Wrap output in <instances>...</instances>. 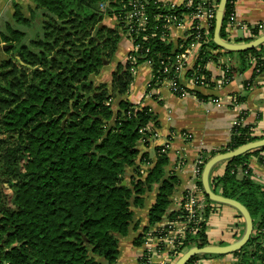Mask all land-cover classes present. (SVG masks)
<instances>
[{"label":"trees","instance_id":"trees-1","mask_svg":"<svg viewBox=\"0 0 264 264\" xmlns=\"http://www.w3.org/2000/svg\"><path fill=\"white\" fill-rule=\"evenodd\" d=\"M28 1L26 8L22 0H12L0 10L6 16L0 18V132L14 139L0 167L7 170L0 172V264H114L119 238L128 234L132 223V208L142 207L144 195L156 185L147 213L148 225H155L164 218L177 185L176 177L165 172L168 158L163 147L154 148L155 161L144 177L136 165L138 159L140 164L151 162L141 148L148 146L154 135L150 124L156 123L148 107L126 98L133 71L149 63L147 91L175 77L172 65L189 39L173 44L167 20L173 18L179 25L201 0H191L190 5L142 0V25L126 22L133 0ZM232 9L228 0L220 30L226 41ZM112 17L115 26H107L104 18ZM208 24L207 32L190 31L201 36V45L184 77L194 78L196 86H215L208 62L218 63L227 83L252 64L255 75L264 71V44L247 51H224L212 41L214 16ZM252 30L251 38L235 42L261 35L257 26ZM123 36L133 44L127 61L115 66L108 87H92V78L112 62ZM11 53L19 54L25 67L12 66ZM221 56L228 62H221ZM179 88L188 93L180 81ZM261 138L252 135L250 126L238 123L225 147L199 157L201 170L212 156ZM263 151L261 147L228 159L222 175L209 177L213 192L242 204L252 219L249 240L232 254L235 264H264V185L245 170L248 156ZM129 168L131 175L125 181ZM239 170L246 173L239 177ZM197 184L201 188V182ZM184 216L180 209L166 218L175 221ZM196 226L195 233L179 240V252L208 245L203 218ZM142 242L137 237L134 245ZM213 256H194L186 264ZM148 258L144 252L137 264H153Z\"/></svg>","mask_w":264,"mask_h":264},{"label":"crops","instance_id":"crops-1","mask_svg":"<svg viewBox=\"0 0 264 264\" xmlns=\"http://www.w3.org/2000/svg\"><path fill=\"white\" fill-rule=\"evenodd\" d=\"M12 0H0V7L4 8ZM116 1V0H112ZM171 5H181L183 0H158ZM233 12L238 22L245 23L248 27L259 24L264 25V0H232ZM107 26L116 24L114 17L104 18ZM198 26L203 31L209 29L208 18L201 15L194 18L184 15L179 25L169 28V38L173 44L185 37L193 26ZM242 30L235 31L231 36L228 28L229 42L236 43V39L251 38ZM262 35V34H261ZM237 43H244L243 41ZM133 50L131 40L125 36L120 40L112 62L105 67L110 78L118 63L124 64L129 53ZM235 58H231L233 61ZM228 57L221 56L220 61L226 62ZM253 63V62H252ZM253 64L245 71L233 74L231 80L225 85L215 82L221 77V68L218 63L208 62L206 68L215 86L205 87L193 85L188 78H181V85L187 88L188 93L182 97L174 95L166 82L159 83L147 91L151 80V69L147 63H141L133 71V80L127 92L129 102L148 107L152 119L156 124H150L154 135L148 146L141 148L151 162L147 165L140 164L137 160L140 173L144 177L147 169L155 161V147H163L166 151L168 164L165 172L176 177L177 185L171 196V203L164 218L153 226L148 225L147 213L154 203L157 186L144 195L142 207H133V218L129 232L119 238V254L114 264H137L140 255L149 245L147 234L168 221L166 216L171 212L182 209L183 198L186 193L196 191L200 194L203 217L206 223V236L208 245L229 244L237 240L243 233L244 223L241 215L231 206L207 201L206 196L197 184L200 177L196 175L197 160L205 153L219 151L225 147L231 138L235 124L241 123L250 126L253 136H264V71L255 75ZM99 77V76H98ZM198 92L202 99L191 91ZM238 98L240 99L238 101ZM153 150V151H152ZM262 156V160L260 157ZM226 160L214 165L210 176L223 174ZM246 171L251 179L264 185V151L253 153L247 158ZM245 170H239L242 176ZM131 168L126 171L125 181L131 175ZM123 181L124 183H126ZM141 237L140 246L134 245V240ZM166 253H159L151 257V262L157 264ZM178 258V257H177ZM173 261L170 263L172 264ZM194 264H235L232 254L200 258Z\"/></svg>","mask_w":264,"mask_h":264},{"label":"built area","instance_id":"built-area-1","mask_svg":"<svg viewBox=\"0 0 264 264\" xmlns=\"http://www.w3.org/2000/svg\"><path fill=\"white\" fill-rule=\"evenodd\" d=\"M182 4L190 5L191 0H183ZM216 7L217 4H215V0H201L197 4L195 12L190 16L198 18L201 15H206L209 19L214 16ZM142 9V0H133L131 10L127 15L126 22L130 23L132 20H135L137 25H142ZM170 19L171 18L167 20L169 23L168 28L175 25V20L173 18L171 20ZM193 28L200 29L198 26H193L192 29ZM227 28L231 36H233L232 34L238 30H242L247 34L248 37L253 36V27H248L245 23L236 21L233 10L228 16ZM257 29L260 34H264L263 24L257 25ZM187 39H189V41L185 45L183 51L176 56L174 64L172 65L175 77L165 81L168 84L170 91L172 93L176 92V96L179 97L187 94V92L183 88H179V81H181V78L183 77L186 69L192 67L193 61L201 45V36L198 33L195 34L189 32L185 37L182 38V40L184 41H187ZM227 62L228 60L225 63ZM146 63L149 65L148 62ZM189 80L192 81L193 85L196 84L194 78L190 77ZM224 83H227V79L222 76L221 72V77L218 79V81H216V84L222 86ZM200 86H205V84L200 83ZM236 125H238V122L235 124V126ZM201 164V160H197V166L195 168V173L197 176H199L201 173ZM201 198L202 197L200 196V194L196 191L186 193V195H184L182 203V210L185 212V216L180 220L167 221L164 223V225L155 228L147 234L149 243L152 245H149L144 252L149 256L148 259L150 262L151 257L153 255L159 254L160 252L166 254L164 258L161 259V261L157 262V264H170L173 259H176L181 255L183 251L179 252L177 250L179 245L181 244V241L179 240L184 239L186 233H195L197 231L196 225L201 222ZM142 254L140 256H142Z\"/></svg>","mask_w":264,"mask_h":264},{"label":"water","instance_id":"water-1","mask_svg":"<svg viewBox=\"0 0 264 264\" xmlns=\"http://www.w3.org/2000/svg\"><path fill=\"white\" fill-rule=\"evenodd\" d=\"M227 1L228 0H219L216 7V11L214 14V29H213V37H212V41L214 42V44L217 45L220 49L228 52L247 51L253 48H257L260 45H263L264 34L260 35L259 37L249 42H244V43H232L223 40L220 37L223 14L225 11V6ZM261 147H264V138L248 142L231 151L218 153L212 156L204 163L200 175L202 191L204 195L208 198V200L231 206L241 215L244 223V229L242 235L237 240L229 244L206 245L203 247L192 246L188 248L185 252H183L172 264H186L192 257L200 256V255L221 256V255L233 254L234 252L239 251L244 246V244L249 240L253 231V223L248 210L236 200L223 197L222 195L213 192L209 184V174L212 167L217 163L237 157L239 155L259 149ZM122 184H124V182H122Z\"/></svg>","mask_w":264,"mask_h":264},{"label":"rangeland","instance_id":"rangeland-1","mask_svg":"<svg viewBox=\"0 0 264 264\" xmlns=\"http://www.w3.org/2000/svg\"><path fill=\"white\" fill-rule=\"evenodd\" d=\"M22 1H23L24 8H26V5L29 3V1H28V0H22ZM105 4L107 5V3L104 2L103 5H102V7H104ZM8 7H9L8 5L5 6L6 9H7ZM2 9H3V8L0 7V10H2ZM26 10H27V9H24L23 12H24V14L27 16ZM4 15H5V11H2V13L0 14V18H3ZM4 17H6V16H4ZM241 32H242V31H240L239 34H240ZM50 37H52V36H50ZM25 40H26V38H25ZM25 40H24V41H25ZM62 41H63V40H62ZM0 45H1V43H0ZM9 57H10V59H11V65H12V66L17 67V68H18V67H21V68L25 67V66H24L25 62H24L23 64H21V63L19 62V59H21V57L19 56V54L11 53V54H9ZM103 70H105V68H104ZM103 70L101 71L99 77L97 76V77L92 78V80H91L92 87H94V86H99V84H105V85H107V87L109 86V84H110V80H111V79H110V78H107V74H106L107 72H103ZM107 87H106V88H107ZM108 92H109V93H108ZM106 94L111 95V94H110V90H109V88H107V93H106ZM112 101H114V102L112 103ZM112 101H111V103L113 104V108H115L116 100H112ZM109 102H110V100H109ZM13 142H14V139L9 138V136H6V135H4V134H2V133L0 132V167H1V165H2L3 154H5V153H4L5 149H6L7 147H12V144H14ZM152 151H153V150H152ZM3 161H4V160H3ZM4 166H6V165H4ZM6 171H7V170H6L5 168H3L0 172H1V173H4V172H6ZM176 259H177V258H176ZM176 259H173V262H174ZM257 264H258V263H257Z\"/></svg>","mask_w":264,"mask_h":264},{"label":"bare ground","instance_id":"bare-ground-1","mask_svg":"<svg viewBox=\"0 0 264 264\" xmlns=\"http://www.w3.org/2000/svg\"><path fill=\"white\" fill-rule=\"evenodd\" d=\"M200 160V159H199ZM202 171V170H201ZM200 175H201V173H200Z\"/></svg>","mask_w":264,"mask_h":264}]
</instances>
